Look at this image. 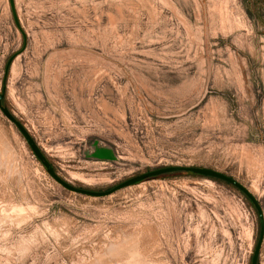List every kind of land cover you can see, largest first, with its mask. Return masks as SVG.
<instances>
[{"label":"rangeland","instance_id":"374dc122","mask_svg":"<svg viewBox=\"0 0 264 264\" xmlns=\"http://www.w3.org/2000/svg\"><path fill=\"white\" fill-rule=\"evenodd\" d=\"M0 91L75 187L207 167L264 220V0H0ZM259 235L191 171L69 189L0 107V264H251Z\"/></svg>","mask_w":264,"mask_h":264},{"label":"water","instance_id":"95a60500","mask_svg":"<svg viewBox=\"0 0 264 264\" xmlns=\"http://www.w3.org/2000/svg\"><path fill=\"white\" fill-rule=\"evenodd\" d=\"M0 107L3 110V112L5 113V115L11 120L13 121L17 127L20 129L21 133L24 135V137L27 139L31 149L33 150L34 154L36 155V157L42 161V163L45 165V167L48 169L49 173L61 184H63L65 187L75 190V191H79L82 192L84 194H89V195H93V196H102V195H106L109 193H112L120 188L132 185V184H136L138 182H141L145 179H150L153 177H157V176H161V175H166L172 172H176V171H191L192 173L198 174V175H203V176H207V177H212V178H216V179H220L223 181H226L228 183L233 184L234 186H236L237 188H239L241 191H243L252 201V203L255 205L259 215L261 216V220H262V232L261 235L259 237L258 243L256 245L253 257H252V261L251 264H258V259H259V254H260V249H261V245L264 239V220H263V211H262V207L260 206L257 198L239 181H237L235 178L220 172L216 169H212V168H207V167H194V166H177V165H172V166H166V167H158V168H154V169H150L147 170L143 173H139L137 175H134L132 177H129L128 179L122 181L121 183L115 185L114 187H111L110 189H105V190H93V189H85V188H79V187H75L74 185L68 183L67 181H65L63 178H61L52 162L49 160V158L46 156V154L44 153V151L41 149V147L38 145V143L35 141L34 137L29 133V131L25 128V126L21 123V121L19 119H17V117H15V115L10 111V109L4 105V94L0 91ZM97 157H105L107 155L102 154L101 152H96Z\"/></svg>","mask_w":264,"mask_h":264},{"label":"flooded vegetation","instance_id":"af4514ba","mask_svg":"<svg viewBox=\"0 0 264 264\" xmlns=\"http://www.w3.org/2000/svg\"><path fill=\"white\" fill-rule=\"evenodd\" d=\"M247 196V195H246ZM248 197V196H247ZM249 198V197H248ZM250 199V198H249ZM251 201V200H250ZM252 202V201H251ZM259 214V213H258ZM260 217V235H261V232H262V220H261V216L259 215ZM259 235V237H260ZM259 240V239H258Z\"/></svg>","mask_w":264,"mask_h":264}]
</instances>
